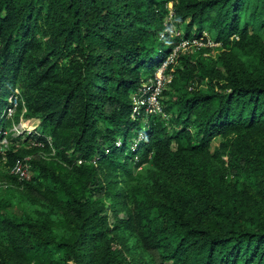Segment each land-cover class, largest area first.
Masks as SVG:
<instances>
[{
    "label": "trees",
    "instance_id": "16d2710c",
    "mask_svg": "<svg viewBox=\"0 0 264 264\" xmlns=\"http://www.w3.org/2000/svg\"><path fill=\"white\" fill-rule=\"evenodd\" d=\"M169 2L184 26L174 38ZM203 30L225 47L199 60L210 86L186 84L172 131L159 119L170 117L163 100L166 115L150 116L129 147L140 127L133 93L181 37ZM263 33L264 0H0V92L21 83L20 107L43 119L27 136L69 162H33L30 179L64 217L0 216L15 264H132L120 238L129 226L152 264H264ZM17 155L8 151L9 167ZM214 158L222 164L210 167ZM147 162L157 171L144 196L110 221L106 200L122 199L115 216L128 197L117 175ZM10 257L0 249V264Z\"/></svg>",
    "mask_w": 264,
    "mask_h": 264
},
{
    "label": "rangeland",
    "instance_id": "374dc122",
    "mask_svg": "<svg viewBox=\"0 0 264 264\" xmlns=\"http://www.w3.org/2000/svg\"><path fill=\"white\" fill-rule=\"evenodd\" d=\"M169 8H173V3H168ZM173 22L171 27V37L174 38L177 35L183 34L184 26H179L174 23V18H169L168 16L165 18V22L167 21ZM45 39V37H43ZM262 39L264 43V33L262 34ZM225 51L224 46H214L212 48H198L195 46H191L190 48L185 49L176 59L172 66L169 67V73L173 81L175 76L180 77L176 84L169 85V89L166 93L163 94V100L167 106V112L170 117L164 118L161 116L159 118L163 121L167 127V130L172 131L176 127V123L174 120L176 108L171 104L181 96V94L186 90L185 86L190 85V87H197L206 89L210 86V83H207V80L201 81L197 78L198 71V63L199 60L204 58H217ZM188 59V60H186ZM187 63V64H186ZM190 75V78L186 75ZM20 87L22 92V86L20 82L14 83ZM11 85H7L0 92V102L7 99L9 93L11 92ZM135 93V92H134ZM133 93V94H134ZM26 104V103H25ZM27 105L18 108L17 114L14 118H10V120L6 121V127L14 126V124L23 121L25 124L29 125L30 128H35L34 131L39 132L42 128V117L38 114H29L27 110ZM1 118V117H0ZM139 128H135L131 135L129 136V147L136 148L139 142L143 137V128L147 124L149 117L143 116L139 117ZM3 121V120H2ZM0 120V128L2 126V122ZM28 131L26 129L16 132L15 130H11L9 134V147L5 151V154H0V190L3 193V197L0 199V216L2 215H11L15 218H25L28 215L33 216H41V215H53L57 218L63 216V212L57 208L54 202L46 197L42 192H40L34 185L35 182L31 181L32 176L35 171L38 172V168L35 169L33 162H40L42 164H46L51 166V161L53 159L60 157V163L68 165V161L66 158H61V156L57 154L56 148L53 146L46 147L41 142L36 141L33 137H28ZM221 137L218 136L213 141V144L210 148L211 152L215 150L217 146H219ZM174 146L175 143H173ZM14 151L17 153V157H25L28 162L31 164L32 169L30 172V177L26 179H19L18 176L12 174L10 172V167L7 165L8 160V151ZM123 158V155H121ZM227 156L223 155L221 159L226 161ZM78 162H81V159H78ZM217 164H222V162H218L215 158L213 162L209 164L210 167L218 166ZM224 165V162H223ZM225 166L227 163L225 162ZM64 174H69L68 169L63 168ZM222 170V167H221ZM224 170V169H223ZM157 171L156 167L151 163H145L140 166H136L132 168L131 172L122 171L117 175L116 185L120 192L128 194V197H125L126 203L118 213L113 215V208L115 204V200L107 199L106 204H111L110 207V221L116 222L119 217H127L130 210H132L135 206V201L144 196L145 187L148 186L150 180V175ZM228 180L232 181L235 176L230 175L227 176ZM31 179V180H30ZM240 180L245 181L248 184H252L251 179L245 178L243 176L239 177ZM120 238L123 240V246L127 250L128 258L132 264H152L153 261L149 253L145 250L144 246L140 241V237L138 236L137 231L132 227H124L121 230ZM6 249L7 254H10L11 257L8 258V264L17 263L16 255L13 249L11 242L4 241L0 239V249ZM73 263V262H72ZM74 264V263H73Z\"/></svg>",
    "mask_w": 264,
    "mask_h": 264
},
{
    "label": "built area",
    "instance_id": "2783aa9c",
    "mask_svg": "<svg viewBox=\"0 0 264 264\" xmlns=\"http://www.w3.org/2000/svg\"><path fill=\"white\" fill-rule=\"evenodd\" d=\"M169 18H172V8L169 13ZM164 31L161 32V37L164 36ZM195 46L198 48H212L214 46H222L220 40L215 39L207 30L198 36L193 37H181V39L172 47L170 52L162 60V62L156 66L154 71L148 75L139 86L137 91L133 94V105H132V118L137 119L143 116H155V115H166L163 94L165 89L169 88L172 82L171 75L169 73V67L171 64L179 58L180 54L187 48ZM22 102V92L18 85L14 86L12 91L9 93L5 101L0 102V117L3 121L14 118L17 114V110ZM3 103V105H1ZM4 123V122H3ZM2 123V124H3ZM26 129L29 132L35 128H30V124L27 125L25 122L20 121L14 126L6 127L5 129L0 128V154H5V151L9 147L10 139L9 134L11 130L20 132ZM32 166L25 157H16L13 164L10 165V172L19 179H26L30 177ZM1 194V190H0Z\"/></svg>",
    "mask_w": 264,
    "mask_h": 264
}]
</instances>
